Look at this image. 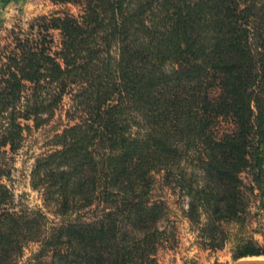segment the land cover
I'll return each instance as SVG.
<instances>
[{
  "label": "trees",
  "instance_id": "trees-1",
  "mask_svg": "<svg viewBox=\"0 0 264 264\" xmlns=\"http://www.w3.org/2000/svg\"><path fill=\"white\" fill-rule=\"evenodd\" d=\"M49 1L78 13L0 42V264L31 244L34 264H159L177 243L164 189L201 244L222 249L249 195L264 210V0ZM57 116L32 209L6 181ZM261 256L236 241L234 261Z\"/></svg>",
  "mask_w": 264,
  "mask_h": 264
},
{
  "label": "rangeland",
  "instance_id": "rangeland-1",
  "mask_svg": "<svg viewBox=\"0 0 264 264\" xmlns=\"http://www.w3.org/2000/svg\"><path fill=\"white\" fill-rule=\"evenodd\" d=\"M68 10L74 15L78 13L75 7L53 5L49 0H0V42L15 26L27 30L28 24L39 16ZM51 34L53 48L56 50L60 39L57 32ZM59 119L57 116L50 125L27 138L24 148L15 158L10 179L6 181L17 201L32 209L41 208L42 201L40 195L29 186L30 172L34 159L49 149V140L60 123ZM61 120L63 121V117ZM249 176L245 173L242 175L243 183L247 186L250 182ZM163 196L170 209L169 220L175 229L177 243L172 249L159 252V264H235L238 261H264L263 256L233 260V249L238 239L251 240L260 247L264 246V210L257 191L249 195V206L243 221L224 225L227 242L220 250H211L201 244L198 232L184 218L182 209H186L185 202H179L167 189L163 190ZM37 252V245H29L16 264H34L31 258Z\"/></svg>",
  "mask_w": 264,
  "mask_h": 264
},
{
  "label": "water",
  "instance_id": "water-1",
  "mask_svg": "<svg viewBox=\"0 0 264 264\" xmlns=\"http://www.w3.org/2000/svg\"><path fill=\"white\" fill-rule=\"evenodd\" d=\"M235 264H264V261H238Z\"/></svg>",
  "mask_w": 264,
  "mask_h": 264
},
{
  "label": "bare ground",
  "instance_id": "bare-ground-1",
  "mask_svg": "<svg viewBox=\"0 0 264 264\" xmlns=\"http://www.w3.org/2000/svg\"><path fill=\"white\" fill-rule=\"evenodd\" d=\"M259 261V260H258Z\"/></svg>",
  "mask_w": 264,
  "mask_h": 264
}]
</instances>
